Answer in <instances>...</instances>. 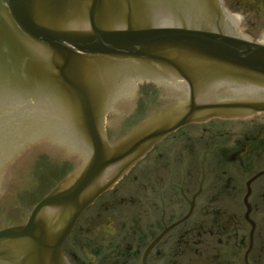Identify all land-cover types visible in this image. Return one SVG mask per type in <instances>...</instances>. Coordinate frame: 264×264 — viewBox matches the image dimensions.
Returning <instances> with one entry per match:
<instances>
[{"label": "water", "instance_id": "95a60500", "mask_svg": "<svg viewBox=\"0 0 264 264\" xmlns=\"http://www.w3.org/2000/svg\"><path fill=\"white\" fill-rule=\"evenodd\" d=\"M141 82L166 87L123 97ZM262 111L264 45L233 36L217 0H0V172L19 155L1 180L0 264H63L79 213L153 144ZM43 140L64 150L21 151Z\"/></svg>", "mask_w": 264, "mask_h": 264}, {"label": "flooded vegetation", "instance_id": "af4514ba", "mask_svg": "<svg viewBox=\"0 0 264 264\" xmlns=\"http://www.w3.org/2000/svg\"><path fill=\"white\" fill-rule=\"evenodd\" d=\"M220 3L233 32L264 44V0ZM61 253L63 264H264V111L163 137L83 210Z\"/></svg>", "mask_w": 264, "mask_h": 264}, {"label": "rangeland", "instance_id": "374dc122", "mask_svg": "<svg viewBox=\"0 0 264 264\" xmlns=\"http://www.w3.org/2000/svg\"><path fill=\"white\" fill-rule=\"evenodd\" d=\"M238 118H240V117H238ZM225 119H229V118H225ZM236 119V118H235Z\"/></svg>", "mask_w": 264, "mask_h": 264}]
</instances>
